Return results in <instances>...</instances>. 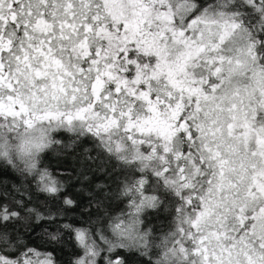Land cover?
I'll use <instances>...</instances> for the list:
<instances>
[{
    "label": "snow or ice",
    "instance_id": "snow-or-ice-1",
    "mask_svg": "<svg viewBox=\"0 0 264 264\" xmlns=\"http://www.w3.org/2000/svg\"><path fill=\"white\" fill-rule=\"evenodd\" d=\"M54 146L111 180L78 224ZM69 244L68 264H264V0H0V264Z\"/></svg>",
    "mask_w": 264,
    "mask_h": 264
},
{
    "label": "trees",
    "instance_id": "trees-1",
    "mask_svg": "<svg viewBox=\"0 0 264 264\" xmlns=\"http://www.w3.org/2000/svg\"><path fill=\"white\" fill-rule=\"evenodd\" d=\"M57 138L64 140L65 143L69 142L68 134ZM78 153L79 149L74 151L72 148L65 149L54 146L53 149L49 150L45 159V163L49 166L51 171L58 175L59 179L65 182L64 194L76 200L78 205L71 209L68 216L60 222H72L78 224L81 219H86L87 217L84 216V209L87 207L90 199L89 192H91L97 184H111L110 179L102 174L94 172H87L89 179L84 180L82 166L78 159ZM110 203L113 205L112 207H109V204L105 203V205L99 209V212L101 214L108 212L110 216L116 215V212L119 211V209H115V205L118 204L119 201L114 200ZM91 210L93 212L96 211L95 203H93ZM166 215L167 213H161L157 217L155 214L149 213L151 224L157 228H162L165 223ZM93 219L95 220L96 216H93ZM106 224L107 220L102 218V222L99 226L103 228ZM54 228L55 226H52L50 230H54ZM75 250L76 249L71 244L65 249L58 250L57 259L60 261V264H68L71 254ZM119 255L125 257V259L129 261V264H138V259L135 255H129L123 250H119Z\"/></svg>",
    "mask_w": 264,
    "mask_h": 264
}]
</instances>
